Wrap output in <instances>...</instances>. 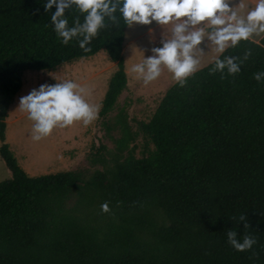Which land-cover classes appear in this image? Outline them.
Returning a JSON list of instances; mask_svg holds the SVG:
<instances>
[{
  "label": "trees",
  "instance_id": "obj_1",
  "mask_svg": "<svg viewBox=\"0 0 264 264\" xmlns=\"http://www.w3.org/2000/svg\"><path fill=\"white\" fill-rule=\"evenodd\" d=\"M46 0H0V158L9 178L0 182V264H264V34L240 41L190 76L175 82L146 123L139 122L143 151L128 154L107 173L95 171L88 182L77 173L29 177L17 166L4 142L7 110L25 71L54 70L103 51L116 70L100 102L108 114L126 78L121 58L124 29L109 24L87 45L63 44L51 23L55 6ZM84 14L66 10L69 26ZM251 57L236 75L211 74L217 59ZM126 139L118 140V148ZM89 195L108 219L87 220L65 202ZM89 201V200H87ZM90 204V202H86ZM158 210L166 224H157ZM247 215L249 229L239 222ZM236 217V219H232ZM235 230L257 239L238 252L227 241ZM256 257L253 258V253Z\"/></svg>",
  "mask_w": 264,
  "mask_h": 264
},
{
  "label": "clouds",
  "instance_id": "obj_2",
  "mask_svg": "<svg viewBox=\"0 0 264 264\" xmlns=\"http://www.w3.org/2000/svg\"><path fill=\"white\" fill-rule=\"evenodd\" d=\"M230 5H232L230 7ZM46 12L55 6L51 15V23L63 44L67 45L73 38L79 40V47L90 52L87 47L101 29L111 25L119 27L116 13L119 11L128 27L134 25H151L155 22L164 29L171 25L170 36L163 33L162 47L152 48V55L144 57L140 63L134 64L130 72L143 81L145 85L158 79L164 69L172 74L173 79L184 87L201 64L204 44L211 42L214 51L224 53L228 48H235L240 41L249 40L254 34L264 33V0H257L255 7L246 9L244 0H46L43 5ZM75 7L84 14V20L76 16L73 25L65 17L66 10ZM252 55L247 49L243 57L225 56L215 61L210 75L219 71L221 79L227 70L228 75L240 72V66ZM257 82L264 81V72L253 74ZM92 90L72 81L43 84L33 89L19 101L20 110L33 121L34 141H39L53 132L55 128H66L75 122L82 121L84 126L90 125L98 118L99 108L88 102ZM105 214L111 211L109 202L101 205ZM236 219V217H232ZM239 222H244V229H249L247 215L241 214ZM228 243L238 252L249 251L257 243V239L249 233L237 238L235 230H228ZM253 253V258L256 257Z\"/></svg>",
  "mask_w": 264,
  "mask_h": 264
},
{
  "label": "rangeland",
  "instance_id": "obj_3",
  "mask_svg": "<svg viewBox=\"0 0 264 264\" xmlns=\"http://www.w3.org/2000/svg\"><path fill=\"white\" fill-rule=\"evenodd\" d=\"M238 3L239 0H236ZM246 14L255 7L257 0H244ZM232 5H230L231 7ZM171 25L164 29L153 22L151 25H134L124 29L121 58L126 78L123 91L117 97L112 110L103 117L84 126L75 122L66 128H55L51 135L39 141L32 139L33 121L26 112L18 109L22 96L43 84L72 81L92 90L89 103L100 108V102L106 91L108 80L116 67L103 51L95 55L76 59L54 70L25 71L21 77V88L11 102L5 120L4 142L8 145L17 166L29 177H36L57 172L77 173L81 182H88L95 171L107 173L113 169L116 161L121 162L128 154L138 158L143 151L142 139L138 134V123H146L166 91L176 82L172 74L164 69L158 79L145 85L130 68L152 55V48L162 47L163 33L170 36ZM264 34H254L249 40L254 42ZM199 69L210 64L219 55L211 42L206 41ZM144 54V57H143ZM198 69V70H199ZM197 70V71H198ZM126 139V146L118 148V140ZM9 178V172L0 158V182ZM89 194V193H87ZM85 196L80 204L74 192H70L65 206L76 210L88 221L95 220L103 224L107 215L100 212L97 201ZM89 200V201H87ZM90 202V204H86ZM152 218L157 224H166L158 210H151Z\"/></svg>",
  "mask_w": 264,
  "mask_h": 264
},
{
  "label": "crops",
  "instance_id": "obj_4",
  "mask_svg": "<svg viewBox=\"0 0 264 264\" xmlns=\"http://www.w3.org/2000/svg\"><path fill=\"white\" fill-rule=\"evenodd\" d=\"M262 35H263V34H262ZM262 35H261V36H262ZM261 36H260V37H261ZM260 37H259V38H260ZM257 41H258V40H257ZM257 41H254V42H257ZM7 111H8V110H7ZM6 118H7V117H6Z\"/></svg>",
  "mask_w": 264,
  "mask_h": 264
}]
</instances>
